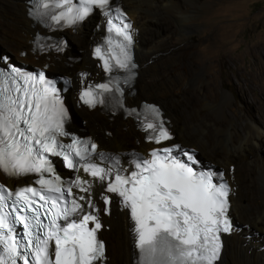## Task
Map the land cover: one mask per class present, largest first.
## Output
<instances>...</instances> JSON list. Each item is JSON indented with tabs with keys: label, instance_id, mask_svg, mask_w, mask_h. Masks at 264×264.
I'll return each instance as SVG.
<instances>
[{
	"label": "snow or ice",
	"instance_id": "6c2138e0",
	"mask_svg": "<svg viewBox=\"0 0 264 264\" xmlns=\"http://www.w3.org/2000/svg\"><path fill=\"white\" fill-rule=\"evenodd\" d=\"M41 6L46 10L42 15L74 29L85 25L95 10H102L108 31L121 39L115 42L110 36L104 47L94 48L93 55L106 73L122 70L125 83L135 75L132 26L123 23L120 9L112 16L110 0H41ZM66 45L67 41H55L43 47L62 52ZM8 61L7 56L0 57L5 65L0 69V174H38L39 189L10 190L0 183V264H103L105 244L97 238L103 225L88 195L96 181L106 183V192L122 197L123 207L130 209L137 264H216L223 246L221 234L235 230L223 171L202 167L193 149L165 144L172 135L154 105L146 106L152 120L142 129L145 140L159 147L147 155L132 154L127 161L131 166L125 167L118 156L100 152L91 137L81 139L65 130L70 110L56 82L47 79L44 71L24 72ZM81 77L82 104L95 108L114 102L123 107V89L114 76L104 83H90L87 73ZM127 114L140 115L136 109ZM62 137H70L71 142L64 143ZM49 156L63 157L67 168L86 175L66 182L56 176L46 178L45 174L55 172L56 161ZM103 201L107 213L111 197L104 194Z\"/></svg>",
	"mask_w": 264,
	"mask_h": 264
},
{
	"label": "bare ground",
	"instance_id": "6f19581e",
	"mask_svg": "<svg viewBox=\"0 0 264 264\" xmlns=\"http://www.w3.org/2000/svg\"><path fill=\"white\" fill-rule=\"evenodd\" d=\"M24 1L0 0V54L3 48H7L14 52V60H23L36 65L46 62L48 70L66 71L68 75V72L77 68H85L91 72L97 70L88 56L86 46L101 30V26L96 27L94 24L97 19L95 13L89 19L90 22L93 19L92 25H89L88 20L82 27L66 31L71 43L67 40V47L64 51L56 55L36 56L30 52V44L27 40L37 26L25 16ZM120 2L136 30L133 50L137 63V75L132 86L134 92L126 97L127 104L137 103L145 95L146 98L153 96L156 82L160 81L161 85L171 89L166 103L181 109L185 108L188 115L186 121V118L179 113L180 111L177 112L174 108H169L159 101L162 106L159 105L169 119L171 131L175 134L174 138L177 137L181 145L192 147L203 154L209 162L221 163L227 167L232 161L237 160V163L233 164L235 166L232 181L235 185V194L229 199V213L235 220L238 218L244 224L243 228L238 225L242 230L237 234V224L234 222L236 230L222 237L224 243L216 264H264V238L260 240L253 235L249 238L246 236L248 238L246 240L245 237L249 231L261 232L264 235V208L262 211H257L250 204L257 196L261 197L264 202V188L262 187L261 191L257 190L260 183L257 173L264 170V164L258 156L259 150L264 148V120L256 123L244 119L241 114H229L226 109H223V105L229 104V93H225L221 101L214 104L208 101L203 94V88L198 86H195L196 95L216 118L224 122V125L209 117H198L193 114V98L187 95L186 91L192 84V78H188L187 75L191 65L182 39L192 30L189 23L191 11L185 7H192L196 0H120ZM172 23L175 25L174 29H172ZM7 29L10 31L8 32ZM170 32H175L176 37L168 38L172 35ZM221 40L223 38L219 42ZM154 42L163 43V45H153ZM234 42L237 43L238 40ZM82 45L85 46V51L80 48ZM22 47L25 55L19 57L18 52ZM74 47L75 51H72ZM245 48L251 51V44L250 46L247 44ZM209 50L205 49L204 53ZM72 52L83 53L79 56L73 55ZM72 57H79V60L74 62ZM77 79L75 75V82ZM73 109L76 114L86 119L85 123L89 125L90 133L98 139L99 148L109 151L114 147L116 150L144 151L150 147L149 144L141 141L142 135L133 125L134 120L124 113L125 117L116 114L108 118L96 109L88 111L84 107L75 108L74 106ZM236 121L240 122L241 129L236 126ZM178 130L183 131L187 143L184 142ZM127 137L132 138L133 142L125 144ZM119 157L123 165L128 164L126 154H121ZM103 222L104 225L110 224L111 227L108 226L107 230L111 231L112 228L117 227V231L120 232L116 241L112 243L111 257L108 243L104 242L105 260L103 264H121L116 262L118 259L115 261L118 249L123 251L122 260L125 264H137V247L130 233V224L125 212L112 203L109 216L104 217ZM108 233L101 229L99 236L107 241Z\"/></svg>",
	"mask_w": 264,
	"mask_h": 264
},
{
	"label": "rangeland",
	"instance_id": "374dc122",
	"mask_svg": "<svg viewBox=\"0 0 264 264\" xmlns=\"http://www.w3.org/2000/svg\"><path fill=\"white\" fill-rule=\"evenodd\" d=\"M185 8L191 11L189 23L192 30L182 40L184 47L187 49V58L191 65L187 75L188 78H192V84L186 91L187 95L193 98V114L198 117H209L213 121L224 125V122L216 118L196 95L195 86H198L203 88V94L208 101L214 104L219 103L225 93H229V104L223 105V109H226L229 114H241L248 121L260 123L261 120H264V0H196L192 7L186 6ZM92 22L93 19L91 22L89 20V25H92ZM171 26L172 29L175 28L174 23ZM7 30L10 31V29ZM170 33L173 36L170 35L168 38L176 37L175 32ZM67 38L71 43L68 36ZM221 38L223 40L219 42ZM234 39L238 42L235 43L236 40ZM247 44L248 46L251 44V51L245 48ZM153 45H163V43L154 42ZM80 48L85 51V46L82 45ZM207 48L208 50L212 48L209 50L212 52L207 51L205 54L204 51ZM20 49L24 51L23 47ZM1 51L9 54L11 59L14 60L12 50L3 48ZM72 51H75V47ZM72 54L81 55L73 52ZM153 92L155 93L153 96H147L148 98H146L145 95L144 98L140 97L139 100L153 102L158 105L163 102L169 108H174L177 112L180 111L179 113L187 121L188 115L185 108L181 109L166 103V98L171 94L170 87H165L160 84V81H157ZM65 95L67 103L70 104L67 93ZM160 105L162 106V104ZM71 111L74 112L73 106ZM80 118L83 120L80 124L81 127L89 133L90 127L85 123L86 119L81 116ZM236 126L242 128L240 122L237 121ZM116 127L119 128V126ZM178 131L181 133L184 142L187 143L183 131ZM127 139L125 144L130 141L133 142L132 138L127 137ZM173 141H177V137ZM182 146L188 147L187 145ZM117 150L114 147V151ZM196 153L202 160H207L200 152L196 151ZM258 156L264 164V148L259 150ZM236 161H232L231 164L237 163ZM213 165L223 166L221 163H213ZM223 168L225 169L226 166H223ZM257 177L260 181L257 190L261 191V188H264V170L258 172ZM250 204L257 211H262L264 208V202L259 196L254 198ZM233 221L243 228V221L238 218L235 220L234 217ZM107 224L111 227L109 223ZM116 228H112L111 231L105 230V232H109V239L107 241L104 237L102 239L105 244L108 243L110 257L112 255V243L120 235ZM253 235L260 240L264 238L261 232L256 231H249L245 234V237L249 238ZM123 258V251L118 249L115 261L118 259L116 262L125 264Z\"/></svg>",
	"mask_w": 264,
	"mask_h": 264
},
{
	"label": "clouds",
	"instance_id": "9594fccd",
	"mask_svg": "<svg viewBox=\"0 0 264 264\" xmlns=\"http://www.w3.org/2000/svg\"><path fill=\"white\" fill-rule=\"evenodd\" d=\"M26 1V0H25ZM25 1H24V3H25ZM119 2H120V0H119ZM121 4V3H120ZM121 8H122V10H123V13L125 14V18L126 19H128L130 22H131V26H132V28L135 30V28L133 27V25H132V20L129 18V16H128V14L126 13V11H125V9L122 7V5H121ZM95 15L97 16V14L95 13ZM96 21H97V19H96ZM96 21H95V23H96ZM94 23V24H95ZM69 32V31H68ZM64 39L67 41L68 40V38H67V34H66V31H64ZM135 34H136V30H135V33L133 34V36H134V41H135ZM134 45V44H133ZM1 55V54H0ZM4 55V54H3ZM6 56V55H5ZM90 58V57H89ZM133 60H134V62L136 63V61H135V59H134V50H133ZM13 61V63H14V60H12ZM10 62V61H9ZM136 65H137V63H136ZM84 70L85 71H87V72H90L89 70H87V69H85L84 68ZM136 70H137V67H136V69H135V73H136V75H137V72H136ZM74 71V70H73ZM73 71H71V72H68L69 73V75H72L73 74ZM60 72H62V71H60ZM65 74L67 73L66 71H63ZM76 81V80H75ZM75 91H76V88H75ZM66 93H67V96H68V100L70 101V104H68L67 103V100H66V95H63V102H64V104H65V102H66V104H67V106H66V104H65V106L70 110V118H71V124L69 125V128H70V130H75V132L76 133H78L79 135H80V137H83V136H85V134H91L90 132L88 133V132H84V131H82L81 130V123L83 122V120H81V118H80V116L78 115V114H76L75 112H73V111H71V107L72 106H74L75 108H80V107H84L86 110H87V108L85 107V106H80V107H76L75 106V103H74V101H73V99H72V97L71 96H73V92H71V91H66ZM65 93V94H66ZM139 101H145V100H139ZM138 101V102H139ZM137 102V103H138ZM145 102H147V103H153V102H149V101H145ZM137 103H132V104H127V100H126V105H128V106H133V105H136ZM153 104H155V105H157L161 110H163L158 104H156V103H153ZM92 110H94V109H92ZM88 111H91V110H88ZM99 112V111H98ZM100 113V112H99ZM100 114H102L103 116H106V115H104L103 113H100ZM75 115V117H76V120L74 121L73 120V116ZM167 117V116H166ZM83 129V128H82ZM78 130H80V131H78ZM84 130V129H83ZM83 135V136H82ZM174 139V138H173ZM189 147V146H188ZM130 150V149H129ZM129 150H127V151H129ZM201 159V158H200ZM201 161H202V166L203 167H207V166H212L213 167V170L214 171H219V170H221V171H223L224 173H225V177L227 178V179H229V180H227L228 181V184H229V188H230V194H229V199H230V197H233L234 196V189H235V185L233 184V181H232V179H233V171H232V173H231V175H228V171H229V169L230 168H232V170H233V165L232 164H230V165H227V167L224 169L223 168V166H214L213 165V163H211V162H209V161H206V160H202L201 159ZM114 200V199H113ZM114 201H112V203H113ZM112 203H111V206H112ZM229 205H230V201H229ZM111 206H110V209H111ZM125 212V211H124ZM125 215H126V212H125ZM109 216V215H108ZM229 217H230V219L232 220V222H233V227H234V229L236 230V225H234V221H233V217H232V215L229 213ZM107 226V228L105 229V228H102V229H104V230H107L108 229V225H106ZM240 231V228L238 227V225H237V232L236 233H238ZM229 233H222L221 234V241H222V245H223V243H224V239L222 238V237H225V236H227ZM99 235V234H98ZM100 239H102V238H100ZM104 242V241H103Z\"/></svg>",
	"mask_w": 264,
	"mask_h": 264
},
{
	"label": "water",
	"instance_id": "95a60500",
	"mask_svg": "<svg viewBox=\"0 0 264 264\" xmlns=\"http://www.w3.org/2000/svg\"><path fill=\"white\" fill-rule=\"evenodd\" d=\"M1 53L4 54V55H6V56L9 58V61H10L11 63H13V61H12L11 57L9 56V54H7V53H5V52H1ZM198 159L201 161V159H200L199 156H198Z\"/></svg>",
	"mask_w": 264,
	"mask_h": 264
},
{
	"label": "trees",
	"instance_id": "16d2710c",
	"mask_svg": "<svg viewBox=\"0 0 264 264\" xmlns=\"http://www.w3.org/2000/svg\"><path fill=\"white\" fill-rule=\"evenodd\" d=\"M65 104H66V102H65ZM66 106H67V104H66ZM73 120L75 121L76 120V117H75V115L73 116ZM109 228V227H108Z\"/></svg>",
	"mask_w": 264,
	"mask_h": 264
}]
</instances>
